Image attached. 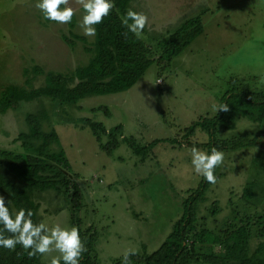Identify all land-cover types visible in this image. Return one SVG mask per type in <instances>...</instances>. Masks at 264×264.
<instances>
[{"label":"rangeland","instance_id":"obj_1","mask_svg":"<svg viewBox=\"0 0 264 264\" xmlns=\"http://www.w3.org/2000/svg\"><path fill=\"white\" fill-rule=\"evenodd\" d=\"M35 4L0 0V93L8 85L41 87L47 73L71 76L89 61L81 43L69 46L62 39L74 41L73 33L89 47L94 42L79 27L83 9L78 0L68 5L74 10L73 30L44 20ZM129 8L147 15L138 37L154 58L159 43L182 23L199 17L203 32L168 67L154 62L128 91L88 97L76 105L42 98L0 114V152L19 154L23 149L17 137L27 131L25 115L40 105L47 110L43 129L57 133L58 144L51 150L64 151L73 185L66 193L50 191L36 199L42 223L67 227L79 220L82 230L96 232L99 264H113L128 248L140 254L159 248L202 179L193 171L191 149L207 151L209 135L197 129L186 137L188 127L215 117L212 105L233 88L264 92V0H133ZM86 119L106 132L119 127L116 140L102 149ZM155 140L164 141L145 155L130 147L134 142L146 149ZM107 142L103 135L101 144ZM216 143L225 159L196 214L200 224L219 233L227 220L264 211V202L253 206L243 198L249 183L264 188V120L245 116L231 129L219 128ZM75 201L79 211L72 215ZM58 255L45 254L42 262Z\"/></svg>","mask_w":264,"mask_h":264},{"label":"trees","instance_id":"obj_2","mask_svg":"<svg viewBox=\"0 0 264 264\" xmlns=\"http://www.w3.org/2000/svg\"><path fill=\"white\" fill-rule=\"evenodd\" d=\"M132 1L114 0L115 7L110 15L96 26L97 33L90 47L82 36L70 33L74 41L62 37L69 46H74L75 42L83 45L84 51L90 55L85 66L77 67L71 76L49 72L45 75L44 84L38 88L28 90L17 85L6 86L0 93V114L9 110L17 111L22 103L40 101L42 98L76 105L88 97L128 91L154 62L162 69L168 67L173 59L181 55L203 32L199 17L182 23L176 31L159 43L160 54L154 58L149 46L140 37L128 33L121 24L123 14L130 9ZM69 26L73 30V22ZM224 102L229 105L228 112L218 111L212 119L205 118L194 122L185 134L188 137L200 129L209 135L207 152L213 147L217 149L219 128L231 129L236 120L245 116L255 115L256 121L264 120L262 91H252L247 86L233 88L223 94L221 103ZM46 122H49V114L44 106L40 105L35 112L25 115L27 131L17 137L23 152H0V195L5 197L13 214L20 208L31 209L34 223H42L40 204L36 200L41 194L52 191L60 195L66 193L73 185V181L66 174L70 164L64 151L51 150L53 145L58 144L59 138L53 129L44 131L43 124ZM84 123L102 149L116 140L119 127L106 132L100 123L90 119L84 120ZM103 135L108 136L106 145L101 144ZM163 141L155 140L146 149L130 142V147L135 153L145 155L149 149ZM106 152L109 153L110 150ZM215 174L217 175L216 170ZM210 185L202 178L198 187L190 191L184 200L182 215L174 223L166 240L150 254L138 253L131 257L130 264H264V211L253 217L239 218L237 221L235 217L227 220L225 229L219 233L200 224L196 208ZM260 186L262 184L254 181L245 187L243 198L246 202L253 206L264 202V188ZM72 211V215H77V201ZM74 226L79 229L87 246L81 264H99L95 248L96 232L90 229L82 230L79 220H75ZM0 264L51 262H42L41 255L30 257L27 251L17 245L15 251L0 248ZM113 264H121V258Z\"/></svg>","mask_w":264,"mask_h":264},{"label":"clouds","instance_id":"obj_3","mask_svg":"<svg viewBox=\"0 0 264 264\" xmlns=\"http://www.w3.org/2000/svg\"><path fill=\"white\" fill-rule=\"evenodd\" d=\"M83 15L79 27L83 35L94 37L96 26L110 15L115 7L114 0H78ZM69 0H36L35 7L42 18L60 25L70 24L74 10L68 6ZM148 23V17L142 12L129 9L123 14L121 24L128 33L139 36ZM213 112H228V103L212 105ZM224 152L213 147L210 152L196 147L191 149V165L194 173L207 183L215 184V170L224 162ZM31 209L20 208L15 214L10 212L8 202L0 195V248L15 251L16 246L28 252L30 257L56 252L51 264H81L87 246L82 240L80 231L75 226L62 227L56 224L49 227L44 223H34ZM7 234V235H6ZM137 249H126L121 257V264H130L131 257L137 255Z\"/></svg>","mask_w":264,"mask_h":264}]
</instances>
